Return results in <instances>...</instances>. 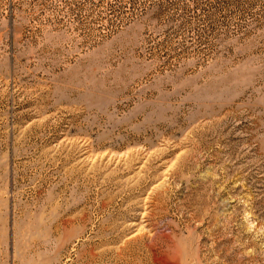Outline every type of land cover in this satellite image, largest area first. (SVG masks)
I'll use <instances>...</instances> for the list:
<instances>
[{
  "label": "rangeland",
  "instance_id": "obj_1",
  "mask_svg": "<svg viewBox=\"0 0 264 264\" xmlns=\"http://www.w3.org/2000/svg\"><path fill=\"white\" fill-rule=\"evenodd\" d=\"M0 264H264V0H0Z\"/></svg>",
  "mask_w": 264,
  "mask_h": 264
}]
</instances>
